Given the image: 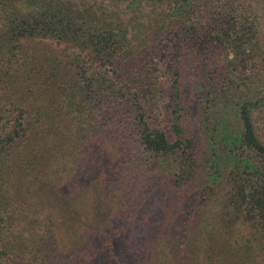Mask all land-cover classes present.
I'll return each mask as SVG.
<instances>
[{
	"label": "trees",
	"instance_id": "obj_1",
	"mask_svg": "<svg viewBox=\"0 0 264 264\" xmlns=\"http://www.w3.org/2000/svg\"><path fill=\"white\" fill-rule=\"evenodd\" d=\"M254 6L0 0V264H159L168 241L174 264H264ZM95 184L116 209L72 247L47 192Z\"/></svg>",
	"mask_w": 264,
	"mask_h": 264
},
{
	"label": "rangeland",
	"instance_id": "obj_2",
	"mask_svg": "<svg viewBox=\"0 0 264 264\" xmlns=\"http://www.w3.org/2000/svg\"><path fill=\"white\" fill-rule=\"evenodd\" d=\"M255 5V10L259 14H264V9L260 5L257 6L258 0H249ZM262 29L264 27V16H261ZM161 98L167 96L168 87L170 85V74L168 65L165 62L161 63ZM161 113L156 121L163 120L165 114L164 102L161 99ZM165 119V118H164ZM164 121V120H163ZM165 122V121H164ZM48 203L54 205L55 214L63 234L70 246L78 247L84 242L89 233L95 228H104L110 222L111 215L114 213L116 206L109 203L103 197L102 189L97 184L93 185L89 192L78 199L77 202L65 205L62 204L56 194L54 188L47 192ZM176 243L168 241L161 245L160 252L157 255L159 264H174L177 257Z\"/></svg>",
	"mask_w": 264,
	"mask_h": 264
}]
</instances>
